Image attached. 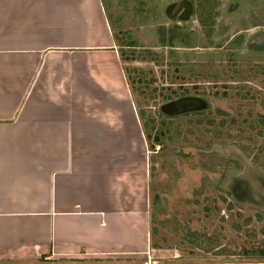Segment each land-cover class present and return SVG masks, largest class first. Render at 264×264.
<instances>
[{
    "label": "crops",
    "instance_id": "0c3cea01",
    "mask_svg": "<svg viewBox=\"0 0 264 264\" xmlns=\"http://www.w3.org/2000/svg\"><path fill=\"white\" fill-rule=\"evenodd\" d=\"M104 10L0 0V264H146L145 137Z\"/></svg>",
    "mask_w": 264,
    "mask_h": 264
},
{
    "label": "rangeland",
    "instance_id": "374dc122",
    "mask_svg": "<svg viewBox=\"0 0 264 264\" xmlns=\"http://www.w3.org/2000/svg\"><path fill=\"white\" fill-rule=\"evenodd\" d=\"M101 2L145 137L135 259L263 262L264 0Z\"/></svg>",
    "mask_w": 264,
    "mask_h": 264
},
{
    "label": "water",
    "instance_id": "95a60500",
    "mask_svg": "<svg viewBox=\"0 0 264 264\" xmlns=\"http://www.w3.org/2000/svg\"><path fill=\"white\" fill-rule=\"evenodd\" d=\"M181 5L178 6V8L175 10L173 15L177 13V11L180 9ZM206 264V263H203ZM209 264H264V262H258V263H209Z\"/></svg>",
    "mask_w": 264,
    "mask_h": 264
},
{
    "label": "trees",
    "instance_id": "16d2710c",
    "mask_svg": "<svg viewBox=\"0 0 264 264\" xmlns=\"http://www.w3.org/2000/svg\"><path fill=\"white\" fill-rule=\"evenodd\" d=\"M128 46L129 47H133V46H135V44H128ZM138 114H140V111H139V113ZM141 124H142V122H141ZM259 251H261L260 252V254H259V258H264V251H263V249H259ZM251 262H254V261H251ZM256 262H262V261H256ZM264 262V261H263Z\"/></svg>",
    "mask_w": 264,
    "mask_h": 264
}]
</instances>
